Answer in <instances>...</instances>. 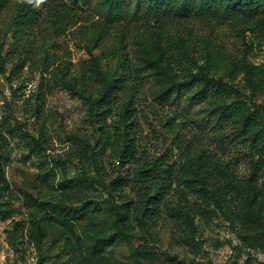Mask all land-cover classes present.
Instances as JSON below:
<instances>
[{"label":"rangeland","instance_id":"1","mask_svg":"<svg viewBox=\"0 0 264 264\" xmlns=\"http://www.w3.org/2000/svg\"><path fill=\"white\" fill-rule=\"evenodd\" d=\"M61 1L78 8L75 10L88 19L99 16L88 3ZM35 8L40 19L50 18L45 4L38 3ZM128 11L123 14L124 28L139 33L144 16ZM255 11L264 15V9ZM7 14L2 13L1 20L7 19ZM224 21L219 28L228 33L220 38L237 57L243 54L245 41L249 61L261 67L259 77L251 86L243 72H234L227 63L212 65L209 75L221 78L241 97L264 108V36L256 30H247L244 37L235 35L229 32V19ZM148 23H154L152 17ZM43 25L51 26L47 20ZM76 25L61 34L41 30L31 32L28 38L8 37L5 42L0 33V61L5 60V71L0 72V264H264V239L241 236L236 220L239 208L231 214L215 205L201 211L191 196L188 209L192 221L183 226L184 231L164 206L160 219L154 222L135 218L131 210L123 214L119 205L131 192L128 185L112 188V180L125 169L109 160L107 153L100 155L95 146L98 115L90 111L84 96L90 91L91 99L99 95L101 84L96 80L101 75L92 70L93 57L77 46ZM193 34L199 38L195 31ZM190 49L202 63L199 55L203 48L190 45ZM93 51L99 55L98 50ZM62 61H67V69H63L67 78L79 77V92L61 82ZM115 63V59H99L100 69L108 73ZM84 71L85 81L81 76ZM155 73L143 71L146 76L139 97L146 101L135 107L136 117H152L145 107L148 102L156 113L179 114L187 121L189 135L199 133L204 143L235 161V171H245L249 138L234 118L218 110L211 112L205 100H177L173 94L156 100L161 80ZM122 105L113 104L107 122L119 119ZM141 127L147 135L141 147L148 149L149 156L166 152L167 162L178 159L175 150H166L169 140L153 121L152 126L141 121ZM100 165H104L101 175L96 172ZM165 201L170 202L166 197ZM237 205L238 200L230 202L231 207Z\"/></svg>","mask_w":264,"mask_h":264},{"label":"trees","instance_id":"2","mask_svg":"<svg viewBox=\"0 0 264 264\" xmlns=\"http://www.w3.org/2000/svg\"><path fill=\"white\" fill-rule=\"evenodd\" d=\"M80 1L96 9L99 16L88 19L89 16L75 10L78 8L61 0H0V33L5 42L8 37L26 35L28 38L31 32L36 34L41 30L61 34L78 24L73 29L78 36L77 46L93 57L92 70L101 75L96 80L101 84L99 95L91 99L90 91L84 96L90 111L98 115L95 146L100 155L107 153L109 160L117 161L119 167L125 169L123 175L112 180V188L117 190L128 185L131 192L125 195L128 199H124V204L119 205L123 207V214L131 210L135 218L154 222L160 219V208L164 206L168 216L184 231L183 226L187 227L192 221L189 199L195 196L194 206L201 211L215 205L231 214L234 208H239L236 220L241 236L247 240L264 239V108L241 97L237 89L227 86L221 78L209 75L212 65L227 63L234 72H243L253 86L259 77L260 65L249 61V45L245 41L240 57L228 49L227 43L220 38L222 33L228 32L219 28V23L224 24V20L229 19V32L238 36L244 37L247 30L252 33L256 30L264 36V15L254 12V9H264V0ZM38 3L48 6L50 18L40 19L35 8ZM128 9H132L134 16H144L143 29L139 33H130L134 30L132 27L124 28L126 15L123 14L124 10L128 14ZM4 12H8V17L1 20ZM151 17L154 23L149 24ZM46 20L51 26L41 27ZM108 38L110 42L106 41ZM190 45L203 48L199 55L203 57L202 63L191 52ZM93 49L98 50L99 55H95ZM99 59H115V68L107 66L112 70L110 73L100 69ZM65 62L60 66V80L67 88L79 92L76 84L80 79L76 75L66 77ZM144 69L149 73L153 70L161 80L156 100L170 98L172 94L177 100L180 97L191 102L205 100L211 112L218 110L232 116L249 138L247 169L235 171L234 160L204 143L199 133L189 135L187 121L179 114L156 113L153 103L148 102L145 107L152 117H136L135 107L144 106L146 101L145 97H139L142 79L146 76ZM4 71L5 60H1L0 72ZM85 74V71L81 74L83 81ZM117 103L123 104L119 119L107 122V115ZM138 118L151 126L153 121L163 130L162 137L169 140L166 150L171 153L175 150L177 160L167 162L166 152L149 156L148 149L141 147L147 135ZM103 169L104 165L98 166L97 174L101 175ZM165 197L170 202L163 203ZM233 200H238L239 205L231 207Z\"/></svg>","mask_w":264,"mask_h":264}]
</instances>
